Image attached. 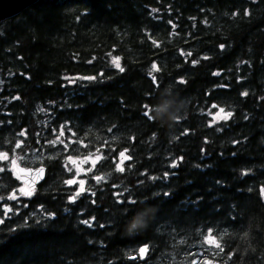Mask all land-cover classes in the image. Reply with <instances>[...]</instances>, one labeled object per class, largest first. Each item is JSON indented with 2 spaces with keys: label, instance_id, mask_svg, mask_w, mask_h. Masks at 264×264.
<instances>
[{
  "label": "trees",
  "instance_id": "obj_1",
  "mask_svg": "<svg viewBox=\"0 0 264 264\" xmlns=\"http://www.w3.org/2000/svg\"><path fill=\"white\" fill-rule=\"evenodd\" d=\"M186 102L172 129L150 118ZM0 154V264H264V0H39L4 20ZM19 164L47 166L31 195Z\"/></svg>",
  "mask_w": 264,
  "mask_h": 264
},
{
  "label": "water",
  "instance_id": "obj_2",
  "mask_svg": "<svg viewBox=\"0 0 264 264\" xmlns=\"http://www.w3.org/2000/svg\"><path fill=\"white\" fill-rule=\"evenodd\" d=\"M39 0H0V24L15 15L20 14L29 6L35 4ZM17 173L22 182L28 185L33 191L46 179L47 166L40 164L37 166L17 165ZM147 253V252H146ZM146 253L143 257L146 256Z\"/></svg>",
  "mask_w": 264,
  "mask_h": 264
},
{
  "label": "clouds",
  "instance_id": "obj_3",
  "mask_svg": "<svg viewBox=\"0 0 264 264\" xmlns=\"http://www.w3.org/2000/svg\"><path fill=\"white\" fill-rule=\"evenodd\" d=\"M187 102L184 108L178 111H168V106L165 105L163 108L153 106L151 119L158 120L162 125H166L169 129L175 127V125L181 119L182 110H186ZM167 112V116L164 117L162 113ZM158 209L155 206H148L138 210L126 223L125 232L128 235H135L145 230L152 219L155 218V213Z\"/></svg>",
  "mask_w": 264,
  "mask_h": 264
},
{
  "label": "snow or ice",
  "instance_id": "obj_4",
  "mask_svg": "<svg viewBox=\"0 0 264 264\" xmlns=\"http://www.w3.org/2000/svg\"><path fill=\"white\" fill-rule=\"evenodd\" d=\"M222 47H223V46H222ZM113 63L115 64V66H116L118 69H120V71H123V70H124L123 68H121L120 63H119V59H118V58H114V59H113ZM153 70H157V69H156V65H153ZM89 79H94V78H89ZM154 79H155V77H154ZM73 82H74V81H73ZM182 82H183V81H182ZM243 95H247V93H243ZM220 113H224V110H223V109H220ZM146 114H147V113H146ZM231 115H232V114H231L230 112H229V113H224L222 116L219 115V114H217V119H224V120H227ZM213 122H215V121H213ZM121 157H122L121 164H122V162H123V159H130V157L125 156L124 153H121ZM0 159H7L6 154H0ZM70 159H71V158H70ZM181 159H182V157H181ZM73 163H75V161H73ZM175 166H176V165L173 164V167H175ZM118 170L121 171V172L124 171L123 167H121V166H118ZM100 179H102V178H101V177H97V180H100ZM67 183H69V184H73V183H75V181H73V180H69V181H67ZM83 191H84V185H83V182H81V183H80V191L76 193V196H79ZM21 193H22L23 195H31V194H32L31 192H24L23 190H21ZM11 198H12V199H15V198H16V197H15V194H13V196H12ZM75 198H76V197H72L73 200H74ZM129 202H130V203H133V204L135 203V201H129ZM0 222H2V221H0ZM84 223H85V224H88L89 221H85ZM207 243H209V244H215L216 242H215L214 239H209V240L207 241ZM216 247H219V245L216 244ZM147 251H148L147 245H145L144 247H141V248L139 249V254H140V256L143 257L144 254H145Z\"/></svg>",
  "mask_w": 264,
  "mask_h": 264
},
{
  "label": "rangeland",
  "instance_id": "obj_5",
  "mask_svg": "<svg viewBox=\"0 0 264 264\" xmlns=\"http://www.w3.org/2000/svg\"><path fill=\"white\" fill-rule=\"evenodd\" d=\"M225 113V112H224ZM224 113H220V109L217 111V113H215L216 115H215V118L217 119V114H219V115H223ZM95 160H96V158H93V157H88L87 159H85L84 160V162L83 163H85V162H87V161H90V162H92V161H94L95 162ZM73 161H75L74 159L72 160V162ZM75 164H76V167H78V162L76 163L75 162ZM16 167V166H15ZM80 181V183L81 182H83V185H84V189L86 188V183H85V181L84 180H79ZM24 192H31V189L28 187V186H26V184H25V187H24V189H22ZM80 190V189H79ZM201 258H203V260H204V262H203V264H210V262H209V259H207V258H205V257H197V260H200Z\"/></svg>",
  "mask_w": 264,
  "mask_h": 264
},
{
  "label": "bare ground",
  "instance_id": "obj_6",
  "mask_svg": "<svg viewBox=\"0 0 264 264\" xmlns=\"http://www.w3.org/2000/svg\"><path fill=\"white\" fill-rule=\"evenodd\" d=\"M26 184V183H25ZM26 186H28L27 184H26ZM142 258H144V257H142Z\"/></svg>",
  "mask_w": 264,
  "mask_h": 264
}]
</instances>
